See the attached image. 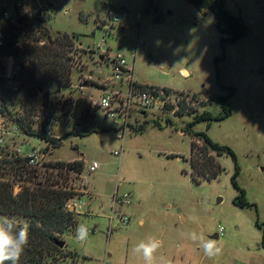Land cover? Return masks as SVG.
Here are the masks:
<instances>
[{
  "label": "rangeland",
  "instance_id": "rangeland-1",
  "mask_svg": "<svg viewBox=\"0 0 264 264\" xmlns=\"http://www.w3.org/2000/svg\"><path fill=\"white\" fill-rule=\"evenodd\" d=\"M13 1L8 0L12 8ZM225 1L247 29L235 44L224 43L211 12H199L186 0H49L53 5L48 36L75 34L74 44L83 45L84 52L105 39L113 51L126 56L136 81L187 93L190 111L170 116L167 106L153 108L133 115L124 129L96 110V125L84 131L66 112L74 109L77 98L99 99L100 91L83 88L84 82H90L91 74L106 80L111 71L83 55L84 67L74 70V83L82 86L78 91L65 88L58 96L62 118L49 126L51 133L63 137V144L48 158L65 163L84 159L98 162L100 168L89 178L93 196L85 201L92 203L91 210L76 215L73 233L61 235L66 248L56 254L55 264H78V258L93 264H143L132 249L150 237L162 241L155 264L161 258L167 264H264V0ZM115 8L128 13L121 19L125 30L115 28L105 35L94 19ZM31 96L37 104L38 96ZM3 98L7 94L0 91V106ZM222 100L231 115L195 123L192 130L229 147L236 160L227 152H213L187 129L204 111L220 114ZM5 113L0 122L10 132L14 117ZM140 125L145 126L143 132L137 129ZM11 136H4L3 160L17 149L27 153L45 147L37 136ZM234 183L253 207L234 203L241 195ZM117 190L132 195V205L121 209L130 221L109 234L111 195ZM79 225L95 230L84 243L76 239ZM193 231L215 240L222 254L207 257L199 242L190 238Z\"/></svg>",
  "mask_w": 264,
  "mask_h": 264
},
{
  "label": "built area",
  "instance_id": "built-area-1",
  "mask_svg": "<svg viewBox=\"0 0 264 264\" xmlns=\"http://www.w3.org/2000/svg\"><path fill=\"white\" fill-rule=\"evenodd\" d=\"M44 1L46 4H42ZM103 1V0H101ZM49 0H30L26 3L23 0H14L12 6L8 4V0H0V91L7 94L6 100H2L0 106V115L14 117L12 119V128L10 132H5V124L0 122V160L3 159L1 146L4 143V136L12 135L11 137H18L23 133L26 137H30L22 126L28 128L38 134L41 140L44 141L45 147L42 149H34L31 152L23 153L20 149L13 151L12 158H21L25 160V166L31 171H34L33 181L43 183L47 181L46 173L50 174V181L54 188L65 190L71 193L67 199L64 209L72 212L75 216L84 214L89 203L86 198L93 196L90 192L88 184L90 176L97 172L100 168L98 162H85L84 159L80 161L83 163L81 170H76L70 166L57 167L60 160H51L48 158L52 154L57 144H63V137L55 135L50 132V124L54 120L59 123L62 117L61 103L58 96H62V90L67 88V91L75 90L82 86L75 84V69L78 71L83 68L82 59L86 54L91 59L96 58L97 63L101 69L105 66L109 67L111 76L106 80L93 79V75L88 76L89 83L84 82V87L93 88L100 91L99 99L90 97L87 100L82 98L87 103L90 109V115L86 116V123H75L80 128H89V126L96 125L95 112L101 110L104 116L108 119L115 121L120 127H128L129 122L133 115H145L148 110L153 108H165L167 106L170 116H175L177 112H189L188 94H180L176 90L166 91L164 88L154 87L151 84L140 83L134 78V69L129 65L125 55L117 53L111 49L105 39H102L97 48H87L84 52L83 45L76 46L74 44L69 48L68 56L70 57L71 67V80L65 86L60 85L58 82L45 83L38 81L36 86L39 91V100L34 104L31 95H25V89L31 91V84L24 77L30 69V62L23 58L22 54L7 53L4 49L7 47L8 27L18 25L21 19L27 20L29 23H34L43 27V31L49 29L50 5ZM53 5V4H52ZM19 11L16 14V11ZM127 12L123 9H110L106 15H97L94 23L98 29L103 30L105 35H110L113 29L118 28L125 30L122 25L121 19L127 16ZM122 26V27H121ZM45 29V30H44ZM127 29V26H126ZM50 30V29H49ZM44 38L38 41V44L44 45L47 40ZM29 72V71H28ZM112 84V85H111ZM59 101H58V100ZM74 109L71 108L70 114L76 112V101ZM1 110H5L2 112ZM9 110V111H8ZM33 110V115L32 114ZM15 113V114H14ZM74 116V115H73ZM34 118V121L30 119ZM2 127V128H1ZM182 134L184 132L181 131ZM44 136V137H41ZM194 141V140H193ZM60 147V146H59ZM121 153L115 152V156H120ZM74 161L65 163L71 164ZM64 172V176L60 175V171ZM28 175L25 174V178ZM23 180L18 181L14 185V190L18 193L22 189ZM19 189V191H17ZM111 209L108 217L110 226L108 233L110 234L117 226H126L129 224L130 219L121 212L122 208L132 205V195L128 192L120 193L118 190L111 196ZM219 236H222L220 229ZM94 229H88V236L94 235ZM78 264H93L88 260L79 259Z\"/></svg>",
  "mask_w": 264,
  "mask_h": 264
},
{
  "label": "trees",
  "instance_id": "trees-1",
  "mask_svg": "<svg viewBox=\"0 0 264 264\" xmlns=\"http://www.w3.org/2000/svg\"><path fill=\"white\" fill-rule=\"evenodd\" d=\"M186 1L199 12L209 11L214 15L216 28L224 36V43L235 44L245 37L247 29L242 17L230 12L226 8L225 0ZM60 35L52 39L48 36L47 30L43 31L42 26L30 24L25 19H21L18 25L8 27L7 47L4 52L22 54L23 58L30 62L29 72L24 73V76H26L24 78L31 84V91L25 89L26 96L32 94L39 96L40 93L36 87L38 86V81L45 83L58 82L60 85L65 86L71 80L72 71L68 48L74 45V39L77 37L74 36L75 34L73 36H69L66 33ZM42 38H47L48 40L44 45L40 46L38 41ZM164 89L168 92L170 91L168 88ZM222 109L223 111L218 115L204 111L203 114L195 116L194 123L189 124L187 129L190 134L202 139L207 148L213 152L220 154L227 152L236 160L234 152L229 147L213 142L206 133L192 130V126L195 123L222 121L231 115V111L226 107L224 100H222ZM66 113L69 114L70 111ZM66 113L64 114L66 115ZM182 113L184 112H177L176 115H182ZM73 115L76 119V124L86 123V116L90 115V109L84 100L78 99L76 101V112ZM168 122L171 123V120L169 119ZM22 128L28 135L38 136L31 130V126H28V128L22 126ZM137 129L143 132L145 126L140 125ZM89 130L84 131L89 132ZM182 132L187 133L185 131ZM61 145L60 142L56 147ZM191 145L192 159L195 150V142L193 140ZM24 162L25 160L21 158L12 157L7 160H0V215L15 217L29 224V243L18 264H55L56 254H63L66 248V246L64 248L57 246L56 241H61L59 238L63 234L73 233V228L77 224L76 216L64 209V205L71 193L64 188H54L48 172L46 173L47 181L43 183L32 182L34 171L27 168ZM57 165V167L70 166L76 170H81L83 163L74 161L68 165L63 162ZM59 171L60 175L64 176V172ZM25 174L28 175L26 178ZM216 174L217 172L215 176ZM21 180H23L22 189L16 193L14 185ZM234 184L241 192V195L234 200V203L241 208L253 207L254 205L246 200L245 192L238 187L237 183ZM5 264H11V262L6 261Z\"/></svg>",
  "mask_w": 264,
  "mask_h": 264
},
{
  "label": "clouds",
  "instance_id": "clouds-1",
  "mask_svg": "<svg viewBox=\"0 0 264 264\" xmlns=\"http://www.w3.org/2000/svg\"><path fill=\"white\" fill-rule=\"evenodd\" d=\"M88 238V229L84 225H79L76 229V239L84 243ZM193 241L200 244L204 254L209 257H215L222 254V248L215 240L206 239L202 233L193 231L190 234ZM29 243V224L26 221L0 215V264L10 261L11 264H18L22 254ZM162 247V241L150 237L147 242L137 243L132 252L143 258V264H155L154 254ZM160 264H167L161 258Z\"/></svg>",
  "mask_w": 264,
  "mask_h": 264
},
{
  "label": "water",
  "instance_id": "water-1",
  "mask_svg": "<svg viewBox=\"0 0 264 264\" xmlns=\"http://www.w3.org/2000/svg\"><path fill=\"white\" fill-rule=\"evenodd\" d=\"M19 11L17 9L16 14H18ZM56 245L59 246L60 248H64L66 246V243L64 241H56Z\"/></svg>",
  "mask_w": 264,
  "mask_h": 264
},
{
  "label": "crops",
  "instance_id": "crops-1",
  "mask_svg": "<svg viewBox=\"0 0 264 264\" xmlns=\"http://www.w3.org/2000/svg\"><path fill=\"white\" fill-rule=\"evenodd\" d=\"M128 14V13H127ZM184 72H187V71H183V73ZM188 73V72H187ZM74 161V160H73ZM113 194V193H112ZM112 196V195H111ZM111 205H112V203H111ZM91 207H92V203H89V206L86 208V210H88V209H90L91 210ZM110 209H111V206H110ZM215 238L216 239H218V236L217 235H215Z\"/></svg>",
  "mask_w": 264,
  "mask_h": 264
}]
</instances>
